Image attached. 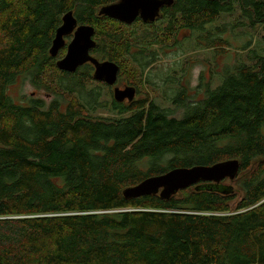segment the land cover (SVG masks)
<instances>
[{"label":"trees","instance_id":"1","mask_svg":"<svg viewBox=\"0 0 264 264\" xmlns=\"http://www.w3.org/2000/svg\"><path fill=\"white\" fill-rule=\"evenodd\" d=\"M113 1L0 0V264H264V53L251 51L254 65L226 66L214 88L191 87L186 60L157 62L173 51L165 48L179 50L184 33L223 51L233 25H208L232 1L237 22H264V0H173L161 9V31L141 33L132 26L149 22L97 13ZM68 10L94 27L92 55L119 64L118 76L129 55V84L154 93L126 106L112 99L127 116L93 115L107 107L106 84L91 64L67 72L49 54ZM19 78L48 91L15 98ZM229 158L239 160L234 184L203 181L167 199L123 196L145 177Z\"/></svg>","mask_w":264,"mask_h":264},{"label":"water","instance_id":"2","mask_svg":"<svg viewBox=\"0 0 264 264\" xmlns=\"http://www.w3.org/2000/svg\"><path fill=\"white\" fill-rule=\"evenodd\" d=\"M173 0H115L99 7L98 14L130 24L137 18L144 22H152L160 15L162 6H169ZM72 33V38L65 44V36ZM94 27L90 24L77 23L72 10L64 12L61 23L55 28L49 54L56 57L58 51L66 46L65 53L55 60L58 69L74 72L82 64L89 62L94 66L93 78L107 85H113L118 77L120 66L109 59L98 60L90 54L95 46ZM136 88L126 85L115 86L112 90L116 101H131ZM239 171V160L229 158L210 165H194L173 167L163 173L145 177L140 182L122 190L125 198H133L145 194H159L167 199L180 189L193 185L199 180L219 182L224 178L234 179Z\"/></svg>","mask_w":264,"mask_h":264},{"label":"rangeland","instance_id":"3","mask_svg":"<svg viewBox=\"0 0 264 264\" xmlns=\"http://www.w3.org/2000/svg\"><path fill=\"white\" fill-rule=\"evenodd\" d=\"M241 19H243V17L241 16L239 3L236 1H232V10L221 13L217 17V19L214 20L212 25H208L209 28H212L214 25L222 22H227L233 25L231 31H227L225 33L226 37L228 35L230 44L226 46L223 51H221L220 49H216L215 47L196 46V32H193V34L184 33L177 37V39L180 41L179 50H177L176 46L165 48V51H173L167 55L159 54L157 62L162 63L165 65V67H167L169 63H172L176 60H186L188 62V71L186 73V78L191 87L196 86L200 81L202 83V88L204 87V83H206L210 88L216 87L220 83L222 72L226 66H232L233 64L237 63L238 60H242L246 65H254L256 64V58L254 56L255 52L251 51L257 49L259 53H264V22L257 23L254 26H249L248 24H241L240 22H237V20ZM167 21V13L161 12L160 16L154 21L149 22L147 26L143 27L141 23H137L132 27L136 31V33L144 32V29L146 27L148 30L154 31L156 29L160 32L161 28L166 25ZM188 34V38L182 39L183 36H187ZM71 37V35H68L66 37L67 42H65V44L68 43ZM152 47H155L157 49L159 45L153 44ZM65 51L66 46H63L59 49L56 57L62 56ZM135 72L136 71L133 70V61L131 60V57L129 55L125 56L123 60L122 72L118 76V79L114 85H130L129 82H134V80H136ZM137 84L139 88L136 89L134 99L142 96L145 91H149L151 95H154V93L151 92L150 88L147 85L143 87L138 82ZM112 88L113 85H105L101 88V100L105 101L107 107L96 109L93 112V115L98 114L103 117L112 118L117 116L125 117L130 114V110H127L124 113L120 114L111 109V103L113 99ZM47 91L48 89H46L45 87H38L31 84L28 78H19L18 81L15 84L11 85L9 89V93L15 96V98H17L21 93H33V95L35 96L43 97L44 94L47 93ZM155 92L158 91L155 89ZM128 103L129 102L127 100L123 101V104H125V106ZM168 104V101H166L165 105ZM172 114L177 117H181L183 115V112L181 108H177L173 109ZM203 181L210 180H199L196 183ZM223 181L224 183L230 182V180L227 178ZM230 183L234 184V181Z\"/></svg>","mask_w":264,"mask_h":264},{"label":"flooded vegetation","instance_id":"4","mask_svg":"<svg viewBox=\"0 0 264 264\" xmlns=\"http://www.w3.org/2000/svg\"><path fill=\"white\" fill-rule=\"evenodd\" d=\"M165 6H162L161 8H160V12H161V9L162 8H164ZM140 19V18H139ZM68 35H71L72 36V33L71 34H68ZM68 35H66L65 36V42H67V40H66V37L68 36ZM72 38V37H71ZM69 42V41H68ZM90 54H91V50H90ZM92 55V54H91ZM92 56H94V55H92ZM95 57V56H94ZM59 58V57H58ZM96 58V57H95ZM98 59V58H97ZM98 60H101V59H98ZM86 63H89V62H86ZM85 64V63H84ZM89 64H91V66L93 67V70H94V66H93V64L92 63H89ZM117 79H118V77H117ZM117 81V80H116ZM116 83V82H115ZM114 83V84H115ZM106 84V83H105ZM113 84V88L115 87V86H118L119 88H123L124 86H126V85H128V84H121V85H114ZM107 85V84H106ZM108 86H111V85H108ZM113 88H112V90H113ZM136 92V91H135ZM125 100H127V99H124L123 101H125Z\"/></svg>","mask_w":264,"mask_h":264},{"label":"bare ground","instance_id":"5","mask_svg":"<svg viewBox=\"0 0 264 264\" xmlns=\"http://www.w3.org/2000/svg\"><path fill=\"white\" fill-rule=\"evenodd\" d=\"M168 11V10H167ZM136 94V93H135Z\"/></svg>","mask_w":264,"mask_h":264}]
</instances>
